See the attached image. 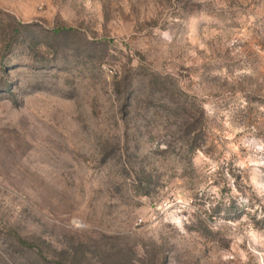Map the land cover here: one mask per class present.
<instances>
[{
    "label": "rangeland",
    "instance_id": "obj_1",
    "mask_svg": "<svg viewBox=\"0 0 264 264\" xmlns=\"http://www.w3.org/2000/svg\"><path fill=\"white\" fill-rule=\"evenodd\" d=\"M0 264H264V0H0Z\"/></svg>",
    "mask_w": 264,
    "mask_h": 264
}]
</instances>
